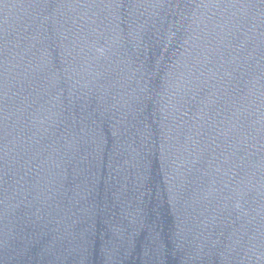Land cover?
I'll use <instances>...</instances> for the list:
<instances>
[{
	"label": "water",
	"instance_id": "1",
	"mask_svg": "<svg viewBox=\"0 0 264 264\" xmlns=\"http://www.w3.org/2000/svg\"><path fill=\"white\" fill-rule=\"evenodd\" d=\"M0 264H264V0H0Z\"/></svg>",
	"mask_w": 264,
	"mask_h": 264
}]
</instances>
